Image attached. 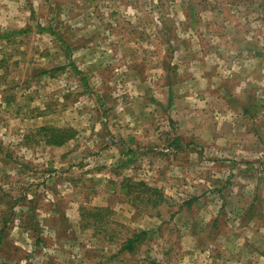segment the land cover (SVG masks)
<instances>
[{"label": "rangeland", "instance_id": "rangeland-1", "mask_svg": "<svg viewBox=\"0 0 264 264\" xmlns=\"http://www.w3.org/2000/svg\"><path fill=\"white\" fill-rule=\"evenodd\" d=\"M149 260L264 264V0H0V264Z\"/></svg>", "mask_w": 264, "mask_h": 264}, {"label": "trees", "instance_id": "trees-1", "mask_svg": "<svg viewBox=\"0 0 264 264\" xmlns=\"http://www.w3.org/2000/svg\"><path fill=\"white\" fill-rule=\"evenodd\" d=\"M48 72V70H43V73ZM32 136L34 138H37L39 141H43L46 145L56 147L62 146L67 141L72 139L75 136V131L70 127L40 126L35 130V133H33L31 136H25V138H30ZM122 188L125 189L126 195L136 194V197H140L139 199L141 201L144 200L146 202H149L153 206H158L163 201V197L160 191L142 181L124 184ZM145 234L146 233L143 232L133 233L121 244L120 251H127L128 253H132L135 245H137L142 240V237ZM148 264L159 263L156 260H149Z\"/></svg>", "mask_w": 264, "mask_h": 264}]
</instances>
